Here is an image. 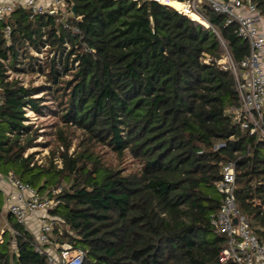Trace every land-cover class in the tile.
Masks as SVG:
<instances>
[{"label": "trees", "instance_id": "trees-1", "mask_svg": "<svg viewBox=\"0 0 264 264\" xmlns=\"http://www.w3.org/2000/svg\"><path fill=\"white\" fill-rule=\"evenodd\" d=\"M67 1L76 9L68 28L22 8L0 21V173L49 191L52 241L82 249L84 264H237L220 259L227 238L212 224L222 204L217 183L235 162L238 206L264 242V139L229 114L241 100L232 71L218 64L216 35L155 0ZM202 12L240 63L248 42L224 14L208 5ZM44 48L57 56L39 63L33 53ZM26 108L57 118L61 168L27 154L38 132L25 124ZM71 127L84 132L74 155ZM96 145L131 155L138 168L108 166ZM10 221L17 234L5 232L0 264H49L34 235Z\"/></svg>", "mask_w": 264, "mask_h": 264}, {"label": "built area", "instance_id": "built-area-1", "mask_svg": "<svg viewBox=\"0 0 264 264\" xmlns=\"http://www.w3.org/2000/svg\"><path fill=\"white\" fill-rule=\"evenodd\" d=\"M155 1L163 3L161 0ZM262 1L264 0H181L180 2L185 4L187 10L181 13L203 24L216 35L223 50V58L218 64L230 69L236 79L241 106L229 110V114L241 124L243 130L257 133L261 139H264ZM204 5H208L216 13L227 16L226 25H235L237 35L248 42L250 52L240 63L234 60L225 39L204 16L202 12ZM19 8L30 11L32 17L39 14L54 16L57 22L66 28L69 17L74 14L67 0H0V21L9 19ZM190 13L196 14L202 21L194 19ZM11 31V26L6 25L7 39H10ZM78 32V29H74V33ZM221 173L222 178L217 183V189L222 195V204L220 210L212 217L215 232L227 238V245L223 248L220 259L224 263L233 261L237 264H264V242L254 233L249 219L237 203L236 163L231 161L225 163ZM3 191L6 192L10 216L34 235L36 250L47 255L49 264H84L86 255L82 249H73L67 244H54L52 241L56 219L49 212L54 208L55 200L49 195V191L41 193L12 173L8 175L0 173V192ZM59 191L60 189L54 192ZM2 224L7 231L17 234L12 223L5 218L0 209V228ZM5 232H2L0 242L3 241Z\"/></svg>", "mask_w": 264, "mask_h": 264}, {"label": "rangeland", "instance_id": "rangeland-1", "mask_svg": "<svg viewBox=\"0 0 264 264\" xmlns=\"http://www.w3.org/2000/svg\"><path fill=\"white\" fill-rule=\"evenodd\" d=\"M70 46V43H66L67 50H69ZM33 54L40 60L39 63L44 62L47 58H51L53 55L57 56L55 51H50L47 48L43 49V53ZM10 74L12 77L20 78L25 84L32 82L33 85L39 86L46 83V78L43 76L30 74L21 75L14 72H10ZM26 116L28 117V120L25 122V124L33 125V128L38 132L36 143L28 148L27 154L34 153L35 162H37V164L42 167H53V164L61 168V153L65 148L62 146L59 138L57 137V127H55L54 124L57 122V118L49 114L41 115L32 111L30 108H26ZM60 126L63 125L60 124ZM66 135L72 139L71 147L69 148V154L74 155L76 151L80 152L82 148L80 144L82 142L84 132L78 128L71 127L66 129ZM94 148L95 151L101 155L105 164L111 166L114 169L130 172L137 169L139 166L138 162L134 160L129 154L124 158H120L107 146L96 145ZM4 231H7V229H5L4 224H2L0 228V240L3 235L2 232Z\"/></svg>", "mask_w": 264, "mask_h": 264}, {"label": "bare ground", "instance_id": "bare-ground-1", "mask_svg": "<svg viewBox=\"0 0 264 264\" xmlns=\"http://www.w3.org/2000/svg\"><path fill=\"white\" fill-rule=\"evenodd\" d=\"M163 3L165 2H167L166 4H168V5H170V6H172V7H174L175 9H177L178 11H180V12H185V11H187L186 10V6H185V4L184 3H182V2H179L178 3V1H174V0H167V1H165V0H161ZM190 16H193V17H195L197 20H200V21H202V19L200 18V17H198L196 14H194V13H190Z\"/></svg>", "mask_w": 264, "mask_h": 264}, {"label": "crops", "instance_id": "crops-1", "mask_svg": "<svg viewBox=\"0 0 264 264\" xmlns=\"http://www.w3.org/2000/svg\"><path fill=\"white\" fill-rule=\"evenodd\" d=\"M0 209L5 216V218L11 223L10 221V213L8 209V204L6 202V192H0Z\"/></svg>", "mask_w": 264, "mask_h": 264}, {"label": "water", "instance_id": "water-1", "mask_svg": "<svg viewBox=\"0 0 264 264\" xmlns=\"http://www.w3.org/2000/svg\"><path fill=\"white\" fill-rule=\"evenodd\" d=\"M72 10H73V12L76 14V9H75V7H74Z\"/></svg>", "mask_w": 264, "mask_h": 264}]
</instances>
